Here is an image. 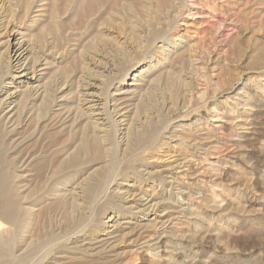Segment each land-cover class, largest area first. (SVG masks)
I'll list each match as a JSON object with an SVG mask.
<instances>
[{
    "label": "bare ground",
    "instance_id": "bare-ground-1",
    "mask_svg": "<svg viewBox=\"0 0 264 264\" xmlns=\"http://www.w3.org/2000/svg\"><path fill=\"white\" fill-rule=\"evenodd\" d=\"M18 1L0 0V264H130L124 253L133 249L118 251L120 242L139 251V241L151 236L131 225L125 232L122 219L142 226L155 215V224L164 225L171 193L163 179L160 191H147L129 170L145 145L158 138L166 111L189 98L194 77L206 81L205 71L195 67L204 59L198 50L182 35L170 41L183 5L87 0L96 14L67 22L82 0H52L49 6L25 0L24 18L35 7L43 18V26L31 33L25 30L34 23L24 29L23 19L17 21ZM115 8L117 19H110L98 39L92 37V49L80 47L79 62L59 67L58 52L71 46L75 29L92 27ZM112 26H118L117 40ZM173 49L180 53V69L168 67L162 85L153 80L151 91L147 87L125 104L121 95L134 89L115 86L116 80L125 81L148 53L158 54L155 66L163 65ZM203 92L197 104L189 99L193 109L183 116L206 103ZM184 191L179 194L190 193Z\"/></svg>",
    "mask_w": 264,
    "mask_h": 264
},
{
    "label": "rangeland",
    "instance_id": "rangeland-1",
    "mask_svg": "<svg viewBox=\"0 0 264 264\" xmlns=\"http://www.w3.org/2000/svg\"><path fill=\"white\" fill-rule=\"evenodd\" d=\"M84 1L75 16L72 12L67 17V22L92 14L96 8L90 2L95 5L101 2ZM18 2L22 11L17 13L21 16L17 21L23 19L24 29L34 23L25 31L37 32L43 26L38 8L24 18L25 0ZM51 2L42 0L40 4L49 6ZM176 3L183 6L170 30V41L182 35L198 50L204 59L196 62L195 67L205 71L206 81L194 75L186 103L179 102L175 109L165 110L166 114L164 111L167 122L159 130L158 138L152 145H145L129 170V175L141 179V186L149 192L163 179L165 190L171 193L166 201L170 207L163 212L165 224L156 225L155 215L150 216L151 220L141 221L142 226L122 219L125 232L130 225L134 230L146 228L144 235L150 234L152 239L140 240L139 251L119 241L118 251L133 249L124 253L127 256L124 262L130 264H264V0H176ZM48 6L45 5V13ZM117 15L118 8L111 12L109 9L97 18L96 26L83 25L80 32L75 29L78 33L68 53L58 52L63 57L59 67L68 61L79 62L77 54L92 49L89 47L92 37L96 40ZM117 27L112 26L113 38L114 35L118 38ZM157 45L160 42L154 47ZM84 46L87 48L82 49ZM175 51L163 65L156 66L158 54L148 53L131 67L125 81L116 80L115 86L134 89L133 93L121 95L125 104L132 103V98L149 87L151 91L153 80L161 84L168 70L179 67L180 53ZM151 59L154 62L150 66ZM200 91L205 94L206 103L183 116L193 109V103L200 101ZM160 187L156 190L160 191ZM180 190L190 193L180 195Z\"/></svg>",
    "mask_w": 264,
    "mask_h": 264
}]
</instances>
